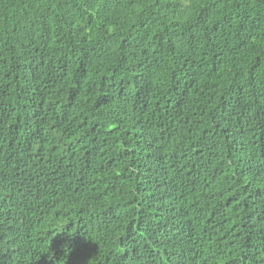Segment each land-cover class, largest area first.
I'll return each mask as SVG.
<instances>
[{
	"label": "trees",
	"instance_id": "1",
	"mask_svg": "<svg viewBox=\"0 0 264 264\" xmlns=\"http://www.w3.org/2000/svg\"><path fill=\"white\" fill-rule=\"evenodd\" d=\"M0 264H264V0H0Z\"/></svg>",
	"mask_w": 264,
	"mask_h": 264
}]
</instances>
